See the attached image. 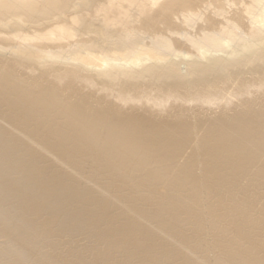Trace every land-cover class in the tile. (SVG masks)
Listing matches in <instances>:
<instances>
[{
  "label": "bare ground",
  "instance_id": "bare-ground-1",
  "mask_svg": "<svg viewBox=\"0 0 264 264\" xmlns=\"http://www.w3.org/2000/svg\"><path fill=\"white\" fill-rule=\"evenodd\" d=\"M75 1L0 0V264H264V0H101L48 68Z\"/></svg>",
  "mask_w": 264,
  "mask_h": 264
},
{
  "label": "rangeland",
  "instance_id": "rangeland-1",
  "mask_svg": "<svg viewBox=\"0 0 264 264\" xmlns=\"http://www.w3.org/2000/svg\"><path fill=\"white\" fill-rule=\"evenodd\" d=\"M101 0H88V5L85 7V10L82 12V9H80V3L78 1H75L70 7H60L55 13H54V20L59 21L67 26H69L76 34V37L71 39H64L60 37H53L51 40L46 41H39L32 44V47L36 49L42 50V52L45 53H52L54 55L52 56H45L44 62L48 68L53 67L54 69H62V68H68L71 67L73 64H78V60L76 59H64V60H58L55 58V53L58 51L66 52L67 55H73L76 51L80 50V44L85 43L90 48L93 49L94 52H98L101 48L100 40L101 38L98 36H92L91 39L88 42H82L81 41V35L82 30L84 26H86V23L89 25H97L101 26L102 24V17L100 13H95L94 7L95 5L100 2ZM128 1V0H126ZM147 3V10H148V18L154 19L156 18V14L160 13L162 6H164V2L166 0H159V1H153V0H144ZM193 1V0H191ZM81 11V15L79 18L78 24H71L70 22V16L75 11ZM87 13L88 15L86 16ZM135 18H132V21H134ZM10 24L12 26H10ZM133 25V23H132ZM20 28L25 30L27 28L26 24L21 22L19 19H3L0 18V51L4 54H6L8 57L13 53L16 52L20 46L19 43H16L10 36V30H13V28ZM112 29H116V25L111 27ZM111 46V47H110ZM110 49L112 48V45H110ZM88 75L94 76L96 74V70L94 69H88L87 71ZM100 80H103V78H99ZM130 83H137V81H131Z\"/></svg>",
  "mask_w": 264,
  "mask_h": 264
}]
</instances>
